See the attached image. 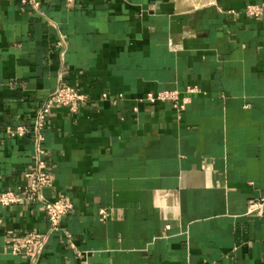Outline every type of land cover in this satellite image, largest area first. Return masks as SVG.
I'll return each instance as SVG.
<instances>
[{"label": "crops", "instance_id": "0c3cea01", "mask_svg": "<svg viewBox=\"0 0 264 264\" xmlns=\"http://www.w3.org/2000/svg\"><path fill=\"white\" fill-rule=\"evenodd\" d=\"M264 0H0V192L24 187L35 111L59 86L89 98L53 108L41 132L51 188L72 211L37 264H264ZM194 89L187 94V89ZM177 92L182 111L148 94ZM107 94L109 99L101 101ZM99 210H106L102 220ZM41 204L0 208V264L45 234Z\"/></svg>", "mask_w": 264, "mask_h": 264}, {"label": "built area", "instance_id": "2783aa9c", "mask_svg": "<svg viewBox=\"0 0 264 264\" xmlns=\"http://www.w3.org/2000/svg\"><path fill=\"white\" fill-rule=\"evenodd\" d=\"M67 5L72 4L75 0H64ZM23 6L29 7L34 12H38L42 0H21ZM264 14V4L249 5L244 10V15L248 18H258ZM194 89H187L186 93H193ZM177 92H162L158 94H148L144 101L149 104L157 102L173 103V107L182 111L186 100L179 101ZM109 99L107 94L100 96L101 101ZM89 103V98L81 94L78 89L70 86H59L47 100L34 113L32 120V132L30 133L24 127H18L14 130H8L7 136L11 139H21L31 135L35 148V156L31 169L24 175L26 185L17 188L16 192H0V208L6 209L15 205L34 203L41 204L45 220L47 222V232L45 234L28 233L22 240L16 241L11 247L10 252L13 256H23L29 264H37L43 250L52 235H58L61 239L69 241L70 235L62 230L61 222L72 211V205L64 199L48 201L43 197V192L53 185V178L50 174L45 153L41 148L42 135L41 132L48 124V120L53 108H62L70 115H76L84 106ZM264 200L249 202L247 207V215L256 218L263 216ZM102 220L108 218L106 210L98 212ZM87 264V263H83Z\"/></svg>", "mask_w": 264, "mask_h": 264}]
</instances>
